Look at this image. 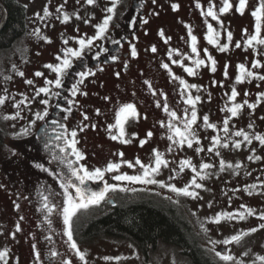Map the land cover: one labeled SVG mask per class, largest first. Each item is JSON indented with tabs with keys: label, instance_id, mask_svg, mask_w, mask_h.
Returning <instances> with one entry per match:
<instances>
[{
	"label": "flooded vegetation",
	"instance_id": "obj_1",
	"mask_svg": "<svg viewBox=\"0 0 264 264\" xmlns=\"http://www.w3.org/2000/svg\"><path fill=\"white\" fill-rule=\"evenodd\" d=\"M45 1V6L48 7L51 15L40 19L38 29H40V35L48 37L51 42L38 38L36 34L30 36L26 31L10 46L0 48L1 50L10 49L16 41L27 38L30 62L37 63L35 73L44 74L31 77L33 83L28 84V88L16 94L7 86L5 89L9 91L10 96L6 101L5 114L0 118V128L4 133V138L0 139V187H2L0 192L3 193L0 196V224L6 228L10 227V235L14 243V252L11 254L8 252L6 257L7 264H37L33 244L36 245V251L40 252V264H63L65 260H70L71 264H83L69 247L67 236L64 234L65 226L61 215L64 196L60 180L34 166V163L39 162L53 171L67 175L66 167L52 161L50 152L44 148V141L48 138L44 135V130L48 131V136L54 135L51 132L52 125L48 123L53 119L66 124L69 131L77 130L76 147L84 155V159L79 163L84 164L89 170L103 169L109 162L121 165L119 170L106 172L104 176L108 183L119 187L110 190L100 204L78 211L72 219L73 238L78 247L86 252L87 264H114L105 260L103 256H99L98 251L94 254L93 243L105 239L132 243L136 246L138 254L146 260H151L152 264H157V261L162 258L169 259L170 262L178 260L185 261L187 264H197L192 248L197 256L199 255V258L207 261L208 264H225L216 256L217 251L222 253L228 251L235 258L233 242L228 245L211 243L214 240L207 238L192 216L191 210L187 206L173 204L172 194L167 190L150 189L143 186L145 183L141 182L115 181L112 177L122 173L137 175L136 169L129 167L123 161H131L135 164L136 159L139 158L140 161L145 160L151 164L155 158L153 149L163 153L164 158L167 156L165 151L167 146H178L168 139L169 132L166 125L169 116L164 111L163 105L166 102L169 110L176 112L177 116L173 122L182 127V122L191 116L193 106L185 102L190 93L193 98L200 96V100L195 103L197 120L192 126L198 138V142L193 141V146L200 149L204 148L201 145L204 138L201 129L205 125L203 117L221 108L225 109V118L231 117L227 109L233 104H244V101H247L239 115L229 119L228 126L232 131L228 133L229 137L234 139L233 144L228 148H220L218 152L220 154L221 149H230L232 152L240 148L245 150V157L240 162L247 166V169L242 173L233 172V179L242 177V180H231V186L234 185L235 188L257 180L264 183V145L254 140L251 144L247 141L241 143L240 148L233 146L236 141L244 139L242 136L234 135L241 129L251 137L264 135V98H259L258 95L264 93V81L256 77L246 78L242 82L236 81V76L239 75L237 66L241 63L248 70L264 75V46L258 44L248 48L244 46L248 35L255 34V18L251 15V11L258 5V0H249L243 15L236 11L238 0H229L233 7L227 13L218 11L222 6V0H155V3L153 0H119L105 37L95 40L90 50L85 49L82 59L73 58V66L69 74L63 78V87L57 89L53 85H47L51 91L60 92V97L46 96L43 93L36 96V90L46 86V79L55 80L56 78V73L45 65L59 63L57 56L62 57L65 48H78V39L94 36L97 31L95 25L101 23L104 16L109 14L106 8L111 7V0H99V6L94 9L92 6L88 8L86 0ZM209 2L215 5L213 10L219 16L218 21L202 15V12L207 11ZM197 3L201 7L198 8ZM173 4H178V9L173 10ZM60 5L64 7L63 11L58 13L57 8ZM92 9L95 11L93 16H91ZM65 12L70 19L62 22ZM41 16H44V13ZM85 20L88 22L85 23ZM144 20H147V23H143ZM209 23L220 32L218 45L210 44L207 40ZM188 26L191 27L192 35L197 37L196 47L199 57L191 51L192 41ZM161 30H163V36L160 35ZM229 31L232 33V41L227 39ZM261 38H264V18L261 19ZM113 39L119 40L120 44H113L111 42ZM65 40L68 41L67 44L64 43ZM237 42L241 44L239 48L236 47ZM225 43L229 44V47L221 52L219 46ZM133 45L137 51L135 57L131 55ZM153 46L156 47V52L151 51ZM101 47L107 48L108 51L102 52L97 58L95 54ZM205 49L207 52L204 51ZM170 50H175L172 51L171 57L168 55ZM209 55L217 62L215 72L210 70L211 62L207 60ZM112 56H116L117 59L112 60ZM197 58L205 60V64L199 68H196L193 63ZM173 60H182V64H174ZM255 60H259L262 66L253 68ZM164 63L169 65L171 74L168 69L161 66ZM225 65H227V76L224 75ZM185 67H193L196 74L189 75L184 71ZM89 69L94 72V75L86 77L83 84L79 85L80 92L72 97L69 89L79 79L75 73ZM174 77H179L187 84L198 87L185 90L180 80ZM146 81L151 84V88ZM233 87L239 93L234 101L229 99ZM219 94L223 97L221 102L218 100ZM23 97H27L30 103L20 106L21 117L7 120H10L12 124L23 126V129L29 128V134H21L7 140L2 121L5 120L6 115L17 111L13 105ZM42 99L50 101L49 115L45 121L37 120L33 125L30 122L35 119L34 113L42 112L44 109V105L40 103ZM69 99L75 101L71 106L67 103ZM158 101L160 107H157ZM214 102L217 103L214 105ZM126 103L134 104L138 113L137 118L129 117L124 124L125 138L131 140L128 144L122 143L119 139H111L110 135H117L118 129H112L111 133L108 129L109 124H115L119 107ZM56 104H60L61 108H57ZM250 104H255L256 107L249 108ZM65 107H71L72 111L65 113L62 111ZM185 109L188 110L187 115ZM85 115L88 117L87 120L84 119ZM65 116H67L66 120ZM161 121L165 123V127L161 126ZM250 124L252 127H249ZM81 128H83L82 131ZM149 131L153 133L150 138L147 137ZM133 133L136 135L133 136ZM142 139H147V143L143 146L140 144ZM183 146L188 147L186 143ZM140 149L141 155L138 154ZM121 152L124 154L123 157L119 155ZM250 156H254L253 159H249ZM257 156L260 159H255ZM222 159L225 160V158ZM252 171L259 173V177H253ZM86 183L92 191L103 188L102 181ZM70 191L74 193L75 190L70 189ZM236 191L243 196H240L238 200L235 198L236 192H233L231 196H235L230 199L231 204L224 207L226 212L228 209L229 212H235L241 205H247L255 209L257 213L260 208H264L262 184L252 190L251 195L245 190L236 189ZM255 191H262L263 194L258 195ZM42 193L48 195L50 202L56 205L50 214L41 207ZM256 196L258 199L255 198ZM143 201H149L166 212L174 213L184 224L187 242L157 234L155 241L142 245L137 239L134 242L127 235L113 234L103 230L97 233L86 231V227L95 217L110 213L117 207L124 208ZM17 204L19 208L16 207ZM45 215H48L52 221L51 227L44 219ZM232 221L222 220L219 224L227 222L226 226ZM235 221L239 227L246 229L262 222L258 218L235 219ZM17 223L20 225V231L16 230ZM219 224L215 223L217 228L221 229ZM6 239L8 237L5 235L3 242H6ZM4 249L8 247L0 246V250ZM52 251H56L58 255L52 257ZM235 261L236 258L228 264H235ZM0 264L3 262L0 261Z\"/></svg>",
	"mask_w": 264,
	"mask_h": 264
},
{
	"label": "snow or ice",
	"instance_id": "obj_2",
	"mask_svg": "<svg viewBox=\"0 0 264 264\" xmlns=\"http://www.w3.org/2000/svg\"><path fill=\"white\" fill-rule=\"evenodd\" d=\"M96 2V0H86V3L88 5H93ZM119 3V0H111V7L106 8V12L109 13L108 15H105L102 22L95 25V28L97 29L96 33L94 36L90 38H80L78 39V48H65L63 49V56H57V60L59 63L57 64H47L45 65L46 68L50 69L52 72L56 73V78L55 80H45V85L44 87H39L36 90V96H39L41 93L45 94L46 96H51V97H60V92L58 91H51V89L47 85H53L55 88L59 89L63 87V78L69 74V70L73 66V58L75 59H82V57L85 54V49H91L93 47V42L97 39L104 38L108 28H109V23L113 19V15L115 13V9L117 7V4ZM153 3H155V0H153ZM249 0H238V6L236 7V11H238L241 15L244 14L245 8L248 5ZM198 8L201 7L199 3L196 5ZM63 5H60L57 8V12L60 13L63 11ZM179 5L178 4H173L172 8L173 10L178 9ZM215 5H213L211 2H209L208 9L206 12H202V15H206L211 17L213 20H219V16L217 15V12L214 11ZM233 5L229 2V0H222V6L219 8V13H227ZM44 16H40V13H36L37 17L40 19H44V17H47L51 15L49 12V9L47 6L44 7L43 9ZM251 15L255 18V34L254 35H248L247 39L244 41V46L246 48L252 47L255 44L262 45L264 46V38H261V19L264 18V0H258V5L251 11ZM58 19L60 18L59 16L57 17ZM77 18L79 16L77 15ZM70 19V16L65 12L63 13V20L62 22H67ZM88 21L85 20V23ZM143 23H147V20H144ZM221 27H223L221 23ZM208 35H207V40L210 44L213 45H218V37L220 36V32L216 31L213 28L212 24H208ZM245 33H247V29L244 30ZM188 33L189 36L191 37L192 45H191V51L192 53H195L197 57H199V52L196 47V42H197V37L195 35H192V30L191 27L188 26ZM35 34L37 35L38 38L44 39L46 42H51L48 37L46 36H41L40 35V29L35 30ZM160 35L163 36V30H161ZM170 39V38H169ZM227 39L228 41H232V33L229 31L227 32ZM113 44H120L119 40L113 39L111 41ZM65 44L68 43L67 40L64 41ZM241 46L240 42L236 43V47L239 48ZM229 44L225 43L223 45L219 46V50L221 52H224L228 49ZM108 49L101 47L97 52H96V57L98 58L102 52H107ZM152 52H156L157 49L155 46L152 47L151 49ZM172 51L175 50H170L168 55L171 57ZM207 52V49L204 50ZM131 55L135 57L137 55V51L135 46L133 45L131 47ZM112 60H116V56L111 57ZM207 60L211 62V71L215 72L216 71V60L209 55L207 57ZM172 63L174 64H182V60H173ZM194 65L196 68H199L200 66L205 64L204 59H195L193 61ZM163 68L168 69L170 74H171V69L169 68V65L164 63L161 65ZM253 68L256 67H261L262 65L260 64L259 60L253 61ZM239 69V75L236 76V81L237 82H242L246 78L250 77H256L259 80L264 81V75H258L254 71L248 70L243 63L239 64L238 66ZM184 71H186L189 75H195L196 72L193 67H185ZM18 75L23 76V72H19ZM36 76H43L44 74L42 72H36ZM75 75L79 78L75 83L72 84L71 88L69 89L71 96L75 97L78 92H80L79 85L83 84L84 79L88 76L94 75V72H92L90 69L87 71H78L75 73ZM118 75V74H117ZM224 75L227 76V65H225V72ZM175 79L180 80L181 86L184 87L185 90L190 89V88H197V85H189L184 81L183 79H180L179 77H174ZM27 84L31 85L33 83L32 80H27ZM146 83H149L146 81ZM149 87L151 88V84L149 83ZM83 95H86V93H81ZM155 94V93H153ZM247 94V93H246ZM23 96V94H21ZM239 95L237 92L236 88L233 87L231 91V96L229 97L230 100H235V98ZM259 98H264V93H259ZM7 97L6 96H0V105H3L6 101ZM67 99V98H65ZM107 99V97L105 98ZM200 100V96H195L194 98L191 96L189 93L186 103L189 105H192L191 109V116L188 119H185L182 122V127L177 126L176 123H174V119L176 118L177 114L175 111H170L168 104L165 102L163 105L164 111L168 114L169 120L166 125L169 135L168 139L170 141H173L174 144L178 146H183L185 143L189 148L193 147V141L196 140L198 142L197 138V133L195 129L192 127L197 120V112L195 109V103ZM27 103H30L28 101L27 97H23V99L17 101L13 107L17 109V111L14 114L11 115H6L4 119H17L21 117V105H25ZM42 105H44L43 111H37L34 113L35 119L32 120L30 123L35 124L37 120L39 121H45L46 117L49 115V106H50V101L49 99H42L40 101ZM68 105H72L75 103L73 100H67ZM244 104H247V101H244ZM244 104H233L231 108H228L227 111L231 113V117H237L239 115L240 110L244 107ZM57 108H61L60 104L55 105ZM157 107H160L159 101L157 102ZM249 108H255V104H250L248 105ZM62 111L65 113H70L72 111L71 107H65L62 108ZM99 113V110H97ZM188 110L185 109V114L187 115ZM137 118L138 113L136 106L132 103H126L123 104L119 107L117 113H116V119H115V124H109L108 129L109 132L111 133L112 129H118V134L117 135H110V138L113 140L119 139L122 143L128 144L131 142V140L125 138V127L124 124L128 120V118ZM231 117H226L223 121L224 128L223 131L225 133H228L229 131V119ZM64 119H67V116L64 117ZM84 119L87 120L88 117L85 115ZM205 126L208 128H216L215 124H211L208 122L209 118L207 115L203 117ZM51 127V132L54 134L52 136H48V131L45 129L44 130V135L48 137L44 141V148L47 149L50 154H51V160L55 161L59 164H63L66 169H67V175L58 173L56 171H53L52 169L45 167L44 164L36 162L34 163V166L46 173H49L50 175L57 177L60 180V187L63 189V196H64V201H63V207H62V212L61 215L63 217V225L65 226L64 229V234L67 236V241L69 243V247L75 252L76 257L83 262V264H87L86 260V252L82 251L78 245L75 239L73 238V229H72V219L78 211L83 210V209H88L89 206L91 205H98L100 204L101 201L105 199L106 194L110 190H115L119 186L116 184H110L108 183L105 179V173L106 172H114L119 170L121 167L120 163H114V162H109L105 168H95L92 170H89L84 164L79 163L81 160L84 159L83 153L76 147L78 144V141L76 139L77 137V130L72 129L71 131L68 130L66 124L61 123L59 120L53 119L50 122ZM162 127H165V123L163 121L160 122ZM87 125H85L86 127ZM95 127V125H93ZM249 127H252L250 124ZM81 131L83 128L80 129ZM30 129L29 128H24L21 130V134L27 135L29 134ZM133 136L136 134L133 133ZM153 135L151 131L147 133V137L150 138ZM235 136L240 137L242 136L244 138V141H247L249 144L252 143V139L258 140L261 145H264V135H255L254 137H250L247 132H245L243 129L236 131L234 133ZM213 147H215L216 144L220 143L219 137H213ZM145 143H147V139H142L140 140L141 146H143ZM241 143L243 141H236L234 143L235 148H240ZM224 147H228V145L225 143L223 145ZM172 145H169L168 151L171 152ZM202 149L197 148L196 151L199 152ZM212 149L210 148L209 151ZM254 151V150H253ZM154 153V162L153 164H148L145 165L143 164L139 158L136 159L135 164H133L131 161H123V163H127L129 167H135V165H140V167L143 169L142 174L140 175H128L127 173H122L119 175H114L112 179L115 181H132V182H141V183H147V184H156L160 183L161 186L168 187L171 191L177 193V194H183L185 196H190L192 198H197L198 197V192H196L193 189H199L202 188L204 185L202 183H198L196 177H199L201 180L206 178V175H202L200 171H197L196 167L192 165L190 159L182 160L180 162V171L184 170V167H190L192 171L195 173V176L190 180L188 184H186L182 188H178L173 184L169 185H164L163 181H157L156 179L152 178L154 177L155 174H157L160 171L161 166L167 167L168 166V161L163 158V153L159 152L156 149H153ZM121 157H123V153H119ZM217 155H219V152H217ZM71 157V158H70ZM249 159H253V157H249ZM255 159H260V157H255ZM240 165L237 164L236 167L238 168ZM211 165L207 163H202L200 165L201 169H208L210 168ZM224 167V161H221V170H223ZM229 167H232V165H229ZM174 177H170V179H173ZM87 181H102L103 182V188L99 191H92L87 187ZM257 185L252 184V185H246L245 186V191L248 192L249 195L252 194V190L256 189ZM70 189H74V193L70 191ZM42 195V204L41 207L46 211V213L50 214L53 212L54 208L56 205L52 204L49 200L48 195ZM211 206V205H209ZM17 208H19V205H16ZM251 216H256L261 223H259L256 227H252L246 231H241L238 234L232 235L223 241H211V243H222L225 245H228L232 242H239L243 237L248 236L251 233H255L260 229H264V211L257 213L255 209L248 207L247 205H241L239 209H237L235 212H223V213H217L214 217H209L208 219L212 223L219 224L221 220H246L248 217ZM23 219V217H21ZM45 220L48 221L49 227H51L52 221L49 219L48 215H45L44 217ZM16 230L20 231V225L17 223L16 225ZM207 231V229H205ZM15 234L13 233V236ZM33 249L35 251V260L37 264H40V252L36 251V245L33 244ZM216 256L220 258L221 261H224L225 264H228V262H233L234 261V256L228 252H219L217 251ZM58 253L56 251L51 252L52 257H56ZM247 255V253H245ZM8 256V249L0 250V261L3 262V264H7L6 257ZM105 260H120L121 257H104ZM257 261H260L261 264H264V255H258L257 256ZM63 264H71L70 260H65L63 261ZM235 264H243V261H235ZM255 264V262H254Z\"/></svg>",
	"mask_w": 264,
	"mask_h": 264
},
{
	"label": "rangeland",
	"instance_id": "obj_3",
	"mask_svg": "<svg viewBox=\"0 0 264 264\" xmlns=\"http://www.w3.org/2000/svg\"><path fill=\"white\" fill-rule=\"evenodd\" d=\"M27 6L28 11V35L35 34V30L38 29V25H40V18L37 17L36 13H43V9L45 7V0H20ZM92 6L93 9L99 6V0L93 5H88V8ZM92 9L91 16L95 14V11ZM27 38H22L15 42V44L6 50H0V96H6L8 100L10 93L6 91V86L8 89H12L14 94L19 91L28 88L27 80H31V77L35 75V70L37 68V63L30 62L31 59L29 57V44H27ZM19 72H23L24 75H18ZM218 100L221 102L223 100L222 95L219 94ZM6 101L3 105H0V118L4 116L6 110ZM217 101L218 103H220ZM214 102V105L217 103ZM224 108L216 109L214 112H209L206 115L212 118H209L208 122L211 124H215L216 128H208L205 125L202 127L201 132L204 135L202 139L201 145L204 148L197 152L196 147H179L172 145V151L169 152L166 147V155L164 159L168 161V166H161L160 171L154 175V179L157 181H163L164 185L173 184L178 188L184 187L186 184L190 182V180L195 176V173L192 171L190 167H184L183 171H180V162L182 160L190 159L192 165H194L197 171H200L202 175H206V178L201 180L199 177H196L198 183H202L204 186L199 189H193L198 192L197 198H192L190 196H185L183 194H177L171 191L168 187L161 186L160 183L156 184H147L145 183L143 186L149 187L150 189L158 190H167L172 194V202L178 206L184 205L187 206L191 210V214L194 219L197 221L198 226L204 231V234L208 239L214 241H223L230 235L241 231H246L250 228H241L235 219L225 226V223L222 222L219 224L218 229L215 223H212L208 218L214 217L217 211L226 212L224 207L226 205L231 204V196L233 192H236V197L238 200L240 196L243 194H239L238 190H245L246 185L256 184L263 185L264 191V183L260 180L252 181L247 183L246 185L235 187L232 185L231 180H242V177H238L233 179V172L242 173L243 170L247 169V166L242 164L243 157H245V150L240 148L239 150H234L232 152L230 149H221L220 154L217 155V152L220 148H228L233 144V140L229 137V133H225L223 131L224 124L223 121L225 119ZM2 127L4 131L7 133L5 137L7 140H11V138H16L21 135V130L23 126L18 124H12L10 120H3ZM229 127V131H232L231 127ZM213 137H219L220 143L216 144L213 147ZM251 137V136H250ZM254 137V136H253ZM255 139H252L254 141ZM245 142L244 139L242 140ZM227 144L228 147H224V144ZM242 143V144H243ZM219 147V148H218ZM212 149L209 151V149ZM141 155V149L138 152ZM254 157V156H251ZM222 158H225L223 160ZM224 161L223 170H221V161ZM143 164L148 165L145 160L141 161ZM202 163H207L211 165L208 169H201L200 165ZM153 164V163H151ZM240 166L237 168L236 165ZM232 165V167H229ZM137 175L142 174L143 169L140 165H137L136 168ZM253 177H259V173L251 172ZM170 177H174L170 179ZM251 177V179H253ZM132 187V186H131ZM2 188V187H0ZM133 188V187H132ZM161 192V191H160ZM259 194H263L262 191H255ZM3 193L0 192V196ZM258 199V196L255 197ZM211 205V206H209ZM40 208V207H39ZM41 209V208H40ZM259 212L264 211V208H260ZM229 212V209H228ZM258 212V213H259ZM250 219L257 218L256 216L248 217ZM222 221V220H221ZM226 221V220H223ZM239 222V221H238ZM236 223V224H234ZM216 226V227H215ZM257 226V225H256ZM252 226V227H256ZM251 227V228H252ZM217 228V229H216ZM207 229V231H205ZM10 227H3L0 224V246H7L8 252L11 254L14 252V243L11 239L10 235ZM5 235L8 237L5 241ZM94 254L97 253L99 256L103 257H121L120 260L111 259L109 261L114 264H152L151 260H146L142 256H140L137 252V248L135 245L128 241L121 240H113V239H105L100 242L93 243ZM232 248L236 252V261H243V264H261L260 261H257L258 255H264V229H260L255 233H251L248 236L243 237L239 242H233ZM247 253V255H245ZM187 264L185 261H169V259L162 258L157 261V264Z\"/></svg>",
	"mask_w": 264,
	"mask_h": 264
},
{
	"label": "trees",
	"instance_id": "obj_4",
	"mask_svg": "<svg viewBox=\"0 0 264 264\" xmlns=\"http://www.w3.org/2000/svg\"><path fill=\"white\" fill-rule=\"evenodd\" d=\"M3 2L6 4L8 17L0 30V48L10 46L28 29L27 6L19 0H3ZM1 17L0 9V19ZM3 138L4 133L0 128V139ZM183 225L174 213L166 212L149 201H143L124 208L117 207L110 213L95 217L86 227V231L97 233L103 230L113 234H123L134 242L138 240L142 245L155 241L157 234L186 243V229ZM192 254L197 264H208L207 261L199 258V255L197 256L193 248Z\"/></svg>",
	"mask_w": 264,
	"mask_h": 264
},
{
	"label": "water",
	"instance_id": "obj_5",
	"mask_svg": "<svg viewBox=\"0 0 264 264\" xmlns=\"http://www.w3.org/2000/svg\"><path fill=\"white\" fill-rule=\"evenodd\" d=\"M0 8L2 10V17L0 19V30L3 28L4 24L6 23L7 17H8V10L5 4L0 1Z\"/></svg>",
	"mask_w": 264,
	"mask_h": 264
},
{
	"label": "bare ground",
	"instance_id": "obj_6",
	"mask_svg": "<svg viewBox=\"0 0 264 264\" xmlns=\"http://www.w3.org/2000/svg\"><path fill=\"white\" fill-rule=\"evenodd\" d=\"M1 1V0H0Z\"/></svg>",
	"mask_w": 264,
	"mask_h": 264
}]
</instances>
